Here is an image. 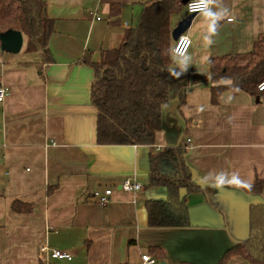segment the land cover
Returning <instances> with one entry per match:
<instances>
[{"label": "crops", "instance_id": "obj_1", "mask_svg": "<svg viewBox=\"0 0 264 264\" xmlns=\"http://www.w3.org/2000/svg\"><path fill=\"white\" fill-rule=\"evenodd\" d=\"M44 1L55 20L51 60L27 51L23 34L18 53L0 52V86L9 91L0 102V264H45L42 245L72 254L50 264H141V254L155 264H215L247 236L249 204L264 202V186L261 195L245 190L255 177L264 181V92L227 89L212 103L207 61L252 49L264 33V0H212L194 16L188 52L171 55L169 101L152 146L97 143L93 71L82 62L118 46L148 0ZM178 13L171 29L188 15ZM166 146L185 147L200 187L186 195L189 227L148 226L146 202L166 198L163 187L147 186L149 156ZM127 177L140 189L122 190ZM107 188L106 205L89 199ZM13 202L31 208L14 211ZM226 264L250 263L234 256Z\"/></svg>", "mask_w": 264, "mask_h": 264}, {"label": "trees", "instance_id": "obj_2", "mask_svg": "<svg viewBox=\"0 0 264 264\" xmlns=\"http://www.w3.org/2000/svg\"><path fill=\"white\" fill-rule=\"evenodd\" d=\"M187 0H148L134 27L124 30L118 46L102 50L100 59L84 62L93 71L91 103L96 109V141L101 145L152 146L160 130V110L169 101V68L173 63L170 48V17ZM17 29L26 37V50L37 51L50 61L48 41L55 20L46 14L44 0H0V32ZM211 102L217 103L224 90L245 91L259 97L257 85L264 79V33L252 49L241 54L209 58ZM180 101L181 97H180ZM183 146H166L149 156L148 187L160 186L166 198L147 201L149 227H189L186 195L200 190L193 182L185 162ZM264 181L255 177L245 188L261 195ZM28 204L13 202L18 212L30 210ZM161 258L164 253L156 251ZM238 256L250 264H264V202L248 207L247 236L227 248L215 264H226Z\"/></svg>", "mask_w": 264, "mask_h": 264}, {"label": "built area", "instance_id": "obj_3", "mask_svg": "<svg viewBox=\"0 0 264 264\" xmlns=\"http://www.w3.org/2000/svg\"><path fill=\"white\" fill-rule=\"evenodd\" d=\"M212 0H187L185 4V8L188 14H195L198 15L200 13L207 12L210 9ZM99 19V17H97ZM191 45V40L186 33H182L174 40L171 46V55L175 57H183L188 52ZM257 90L259 92H264V79L258 83ZM9 94L7 88L0 86V102H2ZM141 185L132 177L125 178L121 183V189L124 191H133L140 189ZM112 193V189L107 188L103 191L95 190L91 196L90 200L98 205L104 206L106 205ZM40 252L42 253L41 260L48 263V258L54 259H72V254L69 252L57 250V249H50L46 245H42L40 247ZM141 264H155L156 258L149 254H141Z\"/></svg>", "mask_w": 264, "mask_h": 264}, {"label": "water", "instance_id": "obj_4", "mask_svg": "<svg viewBox=\"0 0 264 264\" xmlns=\"http://www.w3.org/2000/svg\"><path fill=\"white\" fill-rule=\"evenodd\" d=\"M194 16L195 14H188L186 17L182 18L176 23V26L171 31V36L173 40H176L179 35L187 31ZM22 45H23V35L19 30L10 28L3 32H0V52L18 53L21 50ZM253 202H257V201H253ZM188 216H189V210H188ZM160 264H164V263L161 262Z\"/></svg>", "mask_w": 264, "mask_h": 264}, {"label": "clouds", "instance_id": "obj_5", "mask_svg": "<svg viewBox=\"0 0 264 264\" xmlns=\"http://www.w3.org/2000/svg\"><path fill=\"white\" fill-rule=\"evenodd\" d=\"M219 15H221V14H219ZM209 32H212V33L215 32V26H214V24L212 22H210V24H209ZM206 39H207V37H206ZM210 42L211 41L209 40V43Z\"/></svg>", "mask_w": 264, "mask_h": 264}, {"label": "rangeland", "instance_id": "obj_6", "mask_svg": "<svg viewBox=\"0 0 264 264\" xmlns=\"http://www.w3.org/2000/svg\"><path fill=\"white\" fill-rule=\"evenodd\" d=\"M180 15V18L184 17L186 15L185 7L183 6L181 10L178 13Z\"/></svg>", "mask_w": 264, "mask_h": 264}]
</instances>
